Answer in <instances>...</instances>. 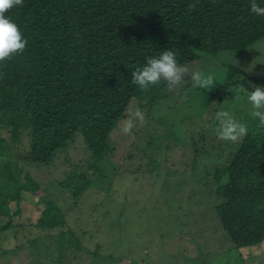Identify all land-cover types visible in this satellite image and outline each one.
<instances>
[{
    "label": "rangeland",
    "instance_id": "obj_1",
    "mask_svg": "<svg viewBox=\"0 0 264 264\" xmlns=\"http://www.w3.org/2000/svg\"><path fill=\"white\" fill-rule=\"evenodd\" d=\"M182 66L213 75L215 86L186 78L161 100L129 103L109 134L112 151L95 169L77 133L41 164L28 157L23 126L0 128V210L12 225L0 232V264H264V240L231 245L208 189L243 138L220 139L216 113L228 111L247 128L254 120L249 90L215 91L226 66L241 70L249 89L264 87V38ZM135 109L144 123L124 134ZM24 177L38 185L34 193L18 187ZM46 202L63 217L52 229L34 225Z\"/></svg>",
    "mask_w": 264,
    "mask_h": 264
},
{
    "label": "trees",
    "instance_id": "obj_2",
    "mask_svg": "<svg viewBox=\"0 0 264 264\" xmlns=\"http://www.w3.org/2000/svg\"><path fill=\"white\" fill-rule=\"evenodd\" d=\"M191 3L196 8L189 11ZM257 3L264 6V0ZM5 15L28 43L0 67V128L23 126L28 157L41 164L77 133L93 169L112 151L109 134L129 103L166 96V81L144 90L131 82L148 58L171 49L182 66L264 38V16L251 13L250 0H23ZM225 70L215 93L234 85L251 91L241 70ZM37 186L24 177L18 187L34 193ZM208 189L234 248L264 240V128L257 119ZM62 223L61 213L46 202L34 225L52 229ZM0 224V232L12 226L1 210Z\"/></svg>",
    "mask_w": 264,
    "mask_h": 264
},
{
    "label": "clouds",
    "instance_id": "obj_3",
    "mask_svg": "<svg viewBox=\"0 0 264 264\" xmlns=\"http://www.w3.org/2000/svg\"><path fill=\"white\" fill-rule=\"evenodd\" d=\"M15 6L22 7L23 0H0V67L6 66L4 62L13 56L23 54L28 43L17 25L5 15ZM187 7L192 11L196 4L191 3ZM250 11L256 16H264V6H260L257 0H250ZM186 78L191 79L194 87L204 90H210L217 82L211 74L178 65L176 53L171 49L163 50L159 57L148 58L143 67H138L131 73V82L142 90L159 84L161 80L166 81L169 90H174L181 87ZM247 101L251 106V117L258 120L259 128H264V87L254 86L247 94ZM216 120L220 126L219 138L222 140L235 141L248 132L247 125L237 121L228 111H218ZM137 121L144 123L143 113L139 109L130 110L129 118L123 122L121 131L130 135Z\"/></svg>",
    "mask_w": 264,
    "mask_h": 264
}]
</instances>
